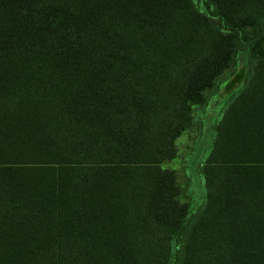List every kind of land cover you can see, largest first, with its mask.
Returning <instances> with one entry per match:
<instances>
[{"label": "trees", "instance_id": "1", "mask_svg": "<svg viewBox=\"0 0 264 264\" xmlns=\"http://www.w3.org/2000/svg\"><path fill=\"white\" fill-rule=\"evenodd\" d=\"M262 28L264 0H0V264H264ZM240 52L179 202L161 163Z\"/></svg>", "mask_w": 264, "mask_h": 264}, {"label": "rangeland", "instance_id": "2", "mask_svg": "<svg viewBox=\"0 0 264 264\" xmlns=\"http://www.w3.org/2000/svg\"><path fill=\"white\" fill-rule=\"evenodd\" d=\"M261 32H264V28L261 29ZM243 55V52H240L235 61L236 64H230L218 76L214 86L205 90V105L195 104L191 106L190 114L192 122L175 140L176 155L161 163L163 168L169 169L175 174L177 184L181 189V195L178 199L179 202H187L189 200L188 195L190 191L188 185L191 182L194 183L193 186L195 185L197 187V175L195 172L197 159L208 140L207 134L209 127L216 115L217 109L222 107L229 98L228 92L222 93L221 95L220 91L228 79L233 76L236 77L237 73H246L247 67ZM192 195L194 196V200H198L197 188L193 190Z\"/></svg>", "mask_w": 264, "mask_h": 264}]
</instances>
